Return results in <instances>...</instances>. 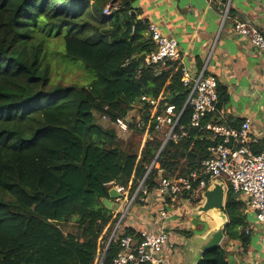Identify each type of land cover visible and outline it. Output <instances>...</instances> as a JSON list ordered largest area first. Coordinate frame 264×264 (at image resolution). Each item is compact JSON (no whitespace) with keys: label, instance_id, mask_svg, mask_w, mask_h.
<instances>
[{"label":"trees","instance_id":"trees-1","mask_svg":"<svg viewBox=\"0 0 264 264\" xmlns=\"http://www.w3.org/2000/svg\"><path fill=\"white\" fill-rule=\"evenodd\" d=\"M132 2L0 0V264H111L119 238L137 233L120 224L117 238H110L121 210L103 203L111 198L108 183L124 187V200L141 182L152 192L160 174L199 168L219 141L203 127L189 128L157 156L163 133L154 130L155 117L172 104L173 118L180 114L179 125L188 127V90L179 60L160 71L145 65L153 42L148 21L131 14ZM108 3L117 8L105 14ZM56 54L81 61L90 77L54 81ZM217 91L224 100V88ZM143 96L149 100L138 109L140 128L132 122L121 135L95 120L93 112L111 121L125 115ZM223 211L225 237L244 241L241 202L229 185ZM198 264L229 262L220 245Z\"/></svg>","mask_w":264,"mask_h":264},{"label":"crops","instance_id":"crops-1","mask_svg":"<svg viewBox=\"0 0 264 264\" xmlns=\"http://www.w3.org/2000/svg\"><path fill=\"white\" fill-rule=\"evenodd\" d=\"M224 1L133 0L132 7L137 19L155 23L162 33L177 40L179 61L192 76L204 68L205 74L217 78L226 98H218L210 120L239 127L245 118H250L247 144L255 153L264 148V56L236 34L232 25L236 19L243 20L257 27L264 36V0H229V14L221 24ZM143 198L130 205L121 226L131 227L136 233L166 228L168 244L151 264H186V234L206 229L198 217L189 214L193 203L183 198L167 202L154 190ZM237 199L243 215V225L238 229L243 230L245 240L224 237L220 245L229 264H264V224L256 220L244 197ZM105 200L108 208L121 211L126 201L122 195ZM163 211L166 217L160 215Z\"/></svg>","mask_w":264,"mask_h":264},{"label":"built area","instance_id":"built-area-1","mask_svg":"<svg viewBox=\"0 0 264 264\" xmlns=\"http://www.w3.org/2000/svg\"><path fill=\"white\" fill-rule=\"evenodd\" d=\"M117 6L108 3L103 13L109 14ZM230 1L225 0L221 10V24L229 14ZM233 31L247 39L264 56V36L261 31L243 20L236 19L232 25ZM146 34L153 42V48L145 54V65H155L157 69L166 70L169 68V61L179 60V48L177 40L161 32L153 22H147ZM205 69L200 70L195 76L182 65V85L188 90L184 106L191 109L188 127L179 125V116L174 119V105L165 106L161 114L156 115L154 130L163 133L162 145L168 139L178 140L187 135L189 128L203 127L213 139H219L217 143L208 147L209 157L201 162V166L191 170L186 175L170 177L159 175L158 186L154 190L159 198L171 200L183 198L185 202L193 203V198L200 197L203 189L212 179L218 178L232 188L237 197H244L249 207L255 212V218L259 223L264 224V148L259 152H252L247 144L251 119L245 118L239 127H229L217 121L208 120L202 124V120L216 110L218 101V81L212 74H205ZM145 96L140 102L133 105L125 115H120L110 120L106 114L93 112L101 122L108 123L118 134H126L130 131V123L140 128L142 126V112L138 109L141 102L148 101ZM159 172H161L159 170ZM110 188L123 195L124 187L111 181ZM139 199L148 195L142 182L136 190L125 201L121 216L114 227L111 239L119 235V226L122 219L135 201L137 194ZM120 195V196H121ZM166 217L165 211L161 212ZM168 231L160 227L156 231L142 230L137 235H125L119 238V252L111 264H151L155 261L156 254L168 244Z\"/></svg>","mask_w":264,"mask_h":264},{"label":"water","instance_id":"water-1","mask_svg":"<svg viewBox=\"0 0 264 264\" xmlns=\"http://www.w3.org/2000/svg\"><path fill=\"white\" fill-rule=\"evenodd\" d=\"M131 14H134L133 11ZM172 97L173 95H169L167 99L170 100ZM162 147L163 145L160 147L157 156ZM225 193L226 187L223 181L218 178L212 179L206 188L202 190L200 202L189 206V214L198 217L199 221L206 225V229L201 233L191 232L186 234L184 241L186 264H198L207 250L216 248L222 243L225 237V225L228 221L227 215L223 211ZM120 195L115 188L109 189L111 198H118Z\"/></svg>","mask_w":264,"mask_h":264},{"label":"rangeland","instance_id":"rangeland-1","mask_svg":"<svg viewBox=\"0 0 264 264\" xmlns=\"http://www.w3.org/2000/svg\"><path fill=\"white\" fill-rule=\"evenodd\" d=\"M51 69L52 79L64 84L73 82L82 83L87 75L90 77L91 74V71L81 61L66 60L64 56L61 57L59 54L51 58ZM95 120L104 128L110 127L108 123L101 122L97 117H95ZM103 203L107 206V200L103 199Z\"/></svg>","mask_w":264,"mask_h":264}]
</instances>
